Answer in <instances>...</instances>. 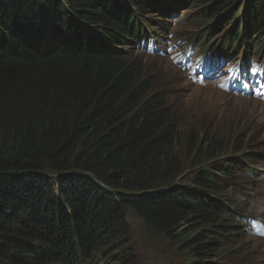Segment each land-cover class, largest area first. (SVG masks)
Returning <instances> with one entry per match:
<instances>
[{"label": "trees", "instance_id": "16d2710c", "mask_svg": "<svg viewBox=\"0 0 264 264\" xmlns=\"http://www.w3.org/2000/svg\"><path fill=\"white\" fill-rule=\"evenodd\" d=\"M163 1L0 0V264H80L110 248L132 263L133 216L183 264H222L215 208L262 128L234 139L218 107L193 126L168 87L122 59L152 16H168ZM176 1L195 22L210 10L207 37L243 15L244 40L240 25L226 36L261 47L264 0Z\"/></svg>", "mask_w": 264, "mask_h": 264}, {"label": "rangeland", "instance_id": "374dc122", "mask_svg": "<svg viewBox=\"0 0 264 264\" xmlns=\"http://www.w3.org/2000/svg\"><path fill=\"white\" fill-rule=\"evenodd\" d=\"M165 3H163L164 5ZM159 20L166 23H161V33L164 32L163 26L168 25L167 19L159 17ZM217 20V19H216ZM214 21V23L216 22ZM181 28L179 24H169L167 29ZM225 29L223 21L217 24L216 30L213 32L212 42L217 47L225 48L221 43H217L216 36ZM149 33V31H148ZM157 41H152L151 37H147L142 42L137 41L133 50L129 51L128 56L122 57L126 62L137 64L144 70V74H152V78L158 80L162 85L168 87L171 96L169 100L178 107L177 116L187 119V122L198 126L196 122L200 118L206 119L207 106H223L219 112V118H227L233 125H237L236 133L242 132L245 127L255 128L257 126H264V83L252 85L247 91L236 89L230 93H221L217 89H209L201 92L199 88L189 85L181 72L176 71L170 63L166 62V58L160 54H154L151 51L152 45H165L167 41H173L168 36L161 41L158 37L153 36ZM182 38L191 43L189 35L184 33ZM198 46V45H197ZM243 44L239 45L237 49H242ZM162 48V46H161ZM200 48V46H199ZM169 49L165 50L168 53ZM159 61H164L161 63ZM187 78V75H186ZM208 89V83H206ZM225 105H229L225 107ZM208 121V120H207ZM264 131V129H263ZM237 138L239 137L236 136ZM256 181L261 188L264 189V166H261L256 176ZM130 233L127 238L129 244L126 246V253H130L133 257V262L129 264H178L180 256L176 252V247L167 242L162 236L146 229L140 221L135 217L129 218ZM138 247L143 248L146 252H140ZM128 250V252H127Z\"/></svg>", "mask_w": 264, "mask_h": 264}, {"label": "bare ground", "instance_id": "6f19581e", "mask_svg": "<svg viewBox=\"0 0 264 264\" xmlns=\"http://www.w3.org/2000/svg\"><path fill=\"white\" fill-rule=\"evenodd\" d=\"M167 1H168L169 4H167V6H166V12H167L169 18H173V17H175L177 15H180L182 12H184L187 9V7H180V4L176 0H167ZM209 11L210 10L207 8L203 12V18H202L201 21H204L207 18H210V12ZM226 14L230 15V13H226ZM183 20H184L183 17L173 18V19H171L168 22V25H166V28L169 27V24H173V23L174 24H178V23H180ZM227 20L228 19H225L223 21L224 25H225V29L224 30L232 31L233 28H238V26L240 25L241 28H242V32L237 33V35L233 34V38L236 39V40L242 39L244 37V34H245L244 30H245V27H246V24H247V20L244 18V16L243 15H239V17L235 21H232V23L227 22ZM263 20H264V18H263ZM194 23H197V22H194ZM183 25H184V23L182 24V26ZM228 27H230V28H228ZM178 30H179V28L175 29V31H178ZM219 40L227 43V45H229V47H232V45H233L231 43L230 38H228L226 35H221L219 37ZM261 46H262V48L264 50V36L261 39ZM157 53H159L163 57H165V54H166V52L164 50H158ZM159 62L165 63L164 61H159ZM238 135H240V134H238ZM238 135H235L234 139L237 138L236 136H238ZM169 264H173V263L170 262Z\"/></svg>", "mask_w": 264, "mask_h": 264}, {"label": "snow or ice", "instance_id": "6c2138e0", "mask_svg": "<svg viewBox=\"0 0 264 264\" xmlns=\"http://www.w3.org/2000/svg\"><path fill=\"white\" fill-rule=\"evenodd\" d=\"M221 87H224V85H221Z\"/></svg>", "mask_w": 264, "mask_h": 264}]
</instances>
